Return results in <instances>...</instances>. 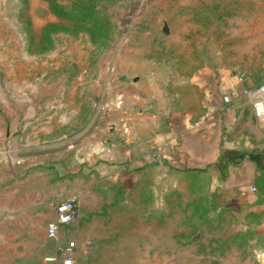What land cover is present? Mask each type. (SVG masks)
I'll return each mask as SVG.
<instances>
[{
	"label": "rangeland",
	"instance_id": "374dc122",
	"mask_svg": "<svg viewBox=\"0 0 264 264\" xmlns=\"http://www.w3.org/2000/svg\"><path fill=\"white\" fill-rule=\"evenodd\" d=\"M110 2L104 3L112 23L106 47L82 33H53L40 50V28L60 20L43 0H0V15L8 19H0V52L8 48L0 53V80L31 81L29 103L15 101L17 111L9 114L0 103V129L20 128L22 108L44 105L51 129L64 136L44 152L43 164L0 168V264H46L53 243L45 224L69 197L77 216L60 241L77 244L75 264H264V231L235 230L243 221L229 199L215 210L211 169L184 178L158 164L118 181L86 159L82 140L88 128L119 129L125 114L131 123L138 103L159 122L192 109L190 78L202 67L264 80V0ZM14 90L23 93L21 84ZM30 153L36 162L37 152Z\"/></svg>",
	"mask_w": 264,
	"mask_h": 264
},
{
	"label": "crops",
	"instance_id": "0c3cea01",
	"mask_svg": "<svg viewBox=\"0 0 264 264\" xmlns=\"http://www.w3.org/2000/svg\"><path fill=\"white\" fill-rule=\"evenodd\" d=\"M0 19L8 20L1 15ZM20 37H25L23 31ZM6 51L8 48L0 53L6 54ZM24 51L28 53L25 46ZM237 76L233 70L225 68L194 70L190 83L195 90V107L172 113L160 122L149 119L148 115L154 116V110L135 104L131 123L126 114L127 117H120L129 123V142H124L117 125L111 130L88 128L82 139L86 148L88 145L86 159L92 160L95 169L118 181L127 175L141 174L147 167L158 164L172 168L208 167L212 170L214 191L227 195L229 206L236 209L235 215L242 218L243 222L235 230L254 227L257 231H264V136L249 102L230 94L233 87L252 86L250 79L238 81ZM20 84L23 88L21 95L14 90ZM30 87L31 81L26 79L19 82L0 80V103L6 104L3 111L7 114L17 111L15 101L21 106L29 103ZM226 95L228 102L222 99ZM41 102L38 98V103ZM38 109L34 111L31 106H26L18 112L23 119L20 128L0 129V168L18 162L26 167L43 164L44 152L54 150L52 147L62 143L64 136L51 129L49 122L52 116L46 114L45 106L40 105ZM37 120V125H30L31 121ZM197 121L200 122L195 126ZM69 144L76 146L77 142L73 140ZM30 152H37L36 162L28 158ZM153 152L160 154V163L151 164ZM217 161L220 165L228 163L225 179H219L217 169L212 166ZM3 177L5 175L0 169V178ZM250 186L256 188L255 192L248 191ZM259 195L261 201L255 203Z\"/></svg>",
	"mask_w": 264,
	"mask_h": 264
},
{
	"label": "trees",
	"instance_id": "16d2710c",
	"mask_svg": "<svg viewBox=\"0 0 264 264\" xmlns=\"http://www.w3.org/2000/svg\"><path fill=\"white\" fill-rule=\"evenodd\" d=\"M48 7L50 14L59 19L60 23L47 22L39 30V37L41 39L39 49L42 50L45 45H51L53 33H65L68 35H76L77 33L85 34L89 42L95 47L104 48L111 41L112 37V23L106 14L107 6L104 3H111L110 0H68L66 3H58L56 0H43ZM27 36V33L25 34ZM45 45H44V44ZM27 51L29 50V44L25 46ZM235 73L243 78H248L251 81V85H257L262 80H258L252 74H246L243 72ZM240 89V88H239ZM155 164V163H151ZM228 163L220 165L217 161L212 164L217 169L218 178L225 179L226 167ZM172 168V167H169ZM208 167L204 168H176L178 172L184 178L193 177L197 174L208 172ZM208 174V173H207ZM205 175V174H202ZM209 176V175H208ZM207 176V177H208ZM228 196H223L217 192L212 195V201L215 210L221 211L223 205L226 204ZM224 200V201H223ZM261 201L260 195L257 197L256 202Z\"/></svg>",
	"mask_w": 264,
	"mask_h": 264
},
{
	"label": "built area",
	"instance_id": "2783aa9c",
	"mask_svg": "<svg viewBox=\"0 0 264 264\" xmlns=\"http://www.w3.org/2000/svg\"><path fill=\"white\" fill-rule=\"evenodd\" d=\"M237 80L242 81V77L237 76ZM230 94L235 97L241 96L249 102L264 136V80L257 85L246 88L236 89L233 87ZM222 99L224 102H228L227 95ZM120 104V99H117L116 106L119 107ZM199 122L197 121L194 125H198ZM119 130L124 142H129L131 140V129L126 120L121 119L119 121ZM160 161V154L153 152L151 162L160 163ZM255 190L254 186L248 188L249 192H255ZM76 216L77 202L75 197L65 198L55 205L54 217L44 227L45 237L53 243L52 251L43 257L46 264H75L78 251L77 244L72 240L61 242L60 233L64 227L75 221Z\"/></svg>",
	"mask_w": 264,
	"mask_h": 264
},
{
	"label": "water",
	"instance_id": "95a60500",
	"mask_svg": "<svg viewBox=\"0 0 264 264\" xmlns=\"http://www.w3.org/2000/svg\"><path fill=\"white\" fill-rule=\"evenodd\" d=\"M120 80L121 81H123V82H129V81H136V78H129V77H126V76H122L121 78H120Z\"/></svg>",
	"mask_w": 264,
	"mask_h": 264
}]
</instances>
